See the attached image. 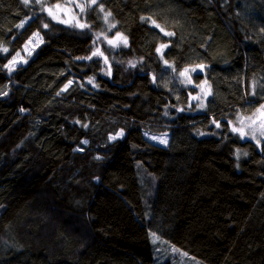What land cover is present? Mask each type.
Returning a JSON list of instances; mask_svg holds the SVG:
<instances>
[{
    "label": "trees",
    "instance_id": "trees-1",
    "mask_svg": "<svg viewBox=\"0 0 264 264\" xmlns=\"http://www.w3.org/2000/svg\"><path fill=\"white\" fill-rule=\"evenodd\" d=\"M100 4L129 43L108 55L110 75L100 59H77L103 30ZM40 13L0 0V264H174L155 258L151 234L205 264H264V141L228 124L264 104V0H98L86 31L45 30ZM37 31L45 42L9 73ZM250 51L262 57L255 96L238 64ZM164 60L207 66L195 76L211 86L204 110L190 104L194 88L160 86Z\"/></svg>",
    "mask_w": 264,
    "mask_h": 264
},
{
    "label": "rangeland",
    "instance_id": "rangeland-1",
    "mask_svg": "<svg viewBox=\"0 0 264 264\" xmlns=\"http://www.w3.org/2000/svg\"><path fill=\"white\" fill-rule=\"evenodd\" d=\"M57 4L61 5L60 9L55 8V5H57ZM57 4H50V3H48V0H41V4H36L33 2L26 7H29V8L30 7H37V9H40L41 10V13H40L41 16L40 17L43 21V24L48 23V25H50V23H59L56 20H53L48 15L47 11L42 10V8H52L54 14L58 15L60 19L68 21V23H59V24H63L65 26L75 28L79 31H86L87 29L88 30L90 29V27H86L84 29H81L79 27L74 26V25H76L77 21H79V23L88 24L87 15H88L89 8H90L89 7V0H64L63 2H60ZM77 4H83L85 6V11L80 12L79 8L76 7ZM104 12H106V11L104 10ZM104 12H101L102 20H103V24H104L103 30L101 32H97L100 34V39L98 41L96 40V34L97 33L90 31V34L93 37V40L91 42L93 50H95L96 47H99L100 50L102 52H104V55L108 57L109 54H113L119 48L123 47V44L121 43L119 47L113 48L111 45H109L107 43V40L104 39L105 36H107L108 39H115V34L118 32L117 31V24H116V22L112 16L109 17V23H115L116 27L111 29V31L108 30L109 23H105V21L103 19ZM73 17H75V19ZM32 19H33V16H29L26 23H28L29 21H32ZM42 28H43V25H42ZM49 28H50V26L47 29H49ZM43 29H45V28H43ZM47 29H45V30H47ZM40 38H42V42H40ZM30 39H33V36ZM93 41H96V43L94 44ZM44 42H45V37H44V33H42V32L40 33L39 38L33 39V42L31 44H28V42H27L26 44H28V47H27V49H25V47H23V50L21 52H19L20 57L22 59L18 58L19 62L15 65V67L19 64H25L23 62L24 60H26L28 62L29 59L34 56L37 49ZM29 53H31V54L29 55ZM93 58L100 59L104 65V67H106V68H108L109 65L111 66L110 62L108 65H106L104 63L103 57H101V56H94ZM238 64L240 66L244 67L246 70V83H247L249 91L252 92L254 90L256 92L258 89V80L256 78H253V73L256 72L262 65L261 54L258 51H250V52L243 53ZM193 67H195V66H193ZM187 68H192V67H187ZM182 70H180V71H182ZM198 73H201L199 71V69H197L196 72H190L189 73L191 78H192V84L181 83V80H184L185 78L180 77L178 71H173V67H169V66L165 65V72L160 76L159 84H160V86L167 87V88L171 89L174 96L179 95L180 87L194 88L196 91L194 94H191L189 97L190 104L197 109L204 110L206 108L207 101H208L209 97L211 96V95L205 96L204 93L208 91L210 84L205 77L202 78L199 82H197L195 79V76ZM203 74L205 75L206 71H204ZM205 80H207L208 83L206 85H204V91H201V89L196 87V85L197 84H204ZM210 89H211V86H210ZM197 95L200 96V99L194 100L192 97L197 96ZM201 101H203V103L205 105V107H203V108L199 107ZM238 114L242 115L241 113H238ZM236 117H237V114L234 115V117H232V119H231L234 123L236 122ZM148 138L150 139L151 142H153L157 145H161V146H168L169 141H170L169 136H148ZM160 138L165 139L167 141V143L166 144L159 143ZM240 155H241V152H240L239 156ZM154 188H155V185H152V184L147 186V188H146V201L151 199L152 196L154 195ZM151 240L153 242V235L152 234H151ZM153 245H154L155 258L159 262L167 260L170 257H173V259H175L174 264H205L200 259L193 257V256L189 255L188 253L180 250V249H177V248L172 247V246L168 247L165 243H163L162 241H160L158 239L156 240L155 243H153Z\"/></svg>",
    "mask_w": 264,
    "mask_h": 264
},
{
    "label": "snow or ice",
    "instance_id": "snow-or-ice-1",
    "mask_svg": "<svg viewBox=\"0 0 264 264\" xmlns=\"http://www.w3.org/2000/svg\"><path fill=\"white\" fill-rule=\"evenodd\" d=\"M23 4L25 6L30 5L31 3H36V4H41V0H22ZM98 4V0H89V7H91L92 5H97ZM77 8H79L80 12H84L85 11V6L83 4H77L76 5ZM56 9H60L61 5L57 4L55 5ZM42 10L47 11L48 15L53 19L56 20L59 23H68V21L62 20L59 18L58 15L54 14L53 9L52 8H42ZM99 10L101 12H104V8L103 5L100 4L99 5ZM112 16V13L110 11L108 12H104V21L105 23H109V17ZM75 19V17H73ZM142 22L145 21H150L151 24L158 28L160 30V32H163L165 36H173L175 35V33L173 32H168L165 31L164 28L161 27L160 24H158L155 20H153L151 17H141L140 18ZM27 21H24L20 24H17L16 27L17 28H23L24 27V23H26ZM76 27H79L81 29H84L86 27H90V25L88 24H84V23H79V21H77L76 25H74ZM49 27L48 23H44L43 24V28L47 29ZM116 24L115 23H109V27L108 30L111 31V29L115 28ZM40 37V33L37 31L36 33L33 34V39L39 38ZM33 39H30L28 41V44H31L33 42ZM100 39V34L97 33L96 34V40L98 41ZM105 40H107V43L109 45H111L113 48L119 47L120 44L122 43L124 47H128V38L127 36H124L123 34H121L120 32H117L115 34V39H108L107 36L104 37ZM40 42H42V38H40ZM93 43L95 44L96 41H93ZM28 44H25V49H27ZM169 46L168 43H162L160 44V46L156 49L157 53H161V59L163 60V54L161 52L162 49L167 48ZM0 51L4 52V53H8L9 49L8 47H4V46H0ZM31 53H29L30 55ZM94 56H101L104 59V63L106 65L109 64L108 61V57L104 55V52H102L100 50L99 47H96L95 50H93L91 52L90 56H86V57H78L77 59H87V60H91L92 57ZM18 58L22 59L20 57V53L16 52L15 55H13L11 57V59L8 60V63L6 65H4V67L8 68L9 73H11L12 71H15V65L19 62ZM24 63H27L26 60L23 61ZM130 64L135 67V64L130 62ZM164 64L169 66V67H173L171 64H169V62L167 60H164ZM206 65H204L203 63L197 64L195 67L192 68H184L182 71L179 72V76L180 77H184V80H181V83H186V84H192V78L190 76V72H196L197 69H199V71L201 73H203L206 69ZM173 71H176V69L173 67ZM108 75L111 74L110 72V65H109V70L107 72ZM153 81L155 82V77H153ZM72 80H69L67 82V84L64 85V88L61 89V91H67V89L69 88V86L72 84ZM88 84H92L93 87H98V85L95 84V78L94 77H90L87 81ZM208 82L207 80L204 81V84H197L196 87L200 88L201 91H204V85H206ZM4 95H7V92L3 93ZM60 93H57V95H59ZM205 96L207 95H211V89L210 86L208 88V91L204 93ZM250 95L255 96L256 93L253 90ZM194 100L196 99H200V96H193L192 97ZM251 103V102H249ZM199 107L203 108L205 107L203 101H201ZM180 111H182V109H178ZM21 111H24V109H21ZM75 123H80V121H75ZM212 124H214L216 126V128H220L221 124L220 122H218L217 120L213 119L212 120ZM228 124L230 126V131L237 135L241 140H245V139H250L252 141L255 142V144L257 145V147H260L262 144V141H264V104H260L259 107H257L255 109V111H253L250 115H240L237 114L236 117V122L234 123L232 120L228 121ZM83 127L87 128L88 125L84 124ZM123 131L121 130L119 133H116L115 135H112L109 137L110 140H115L118 137H122L123 136ZM82 144H87L88 141L87 140H83L81 141ZM159 143L162 144H166L167 141L163 138L159 139ZM77 151H82V149H77ZM239 149L237 150V158H239ZM244 155H247V153L245 152ZM97 159H99V157H97ZM153 235V243L156 242V240L158 239V237H156L155 234ZM175 250V249H174Z\"/></svg>",
    "mask_w": 264,
    "mask_h": 264
}]
</instances>
